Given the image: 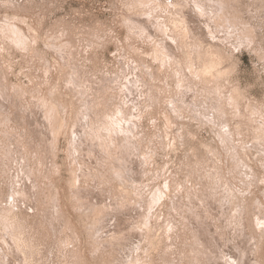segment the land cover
<instances>
[{"label":"rangeland","instance_id":"1","mask_svg":"<svg viewBox=\"0 0 264 264\" xmlns=\"http://www.w3.org/2000/svg\"><path fill=\"white\" fill-rule=\"evenodd\" d=\"M0 30V264H264V0H0Z\"/></svg>","mask_w":264,"mask_h":264},{"label":"bare ground","instance_id":"2","mask_svg":"<svg viewBox=\"0 0 264 264\" xmlns=\"http://www.w3.org/2000/svg\"><path fill=\"white\" fill-rule=\"evenodd\" d=\"M143 1V0H142ZM154 2V1H153ZM199 2V1H198ZM14 3H16V2H14ZM142 3V2H141ZM146 4V3H145ZM167 4V3H166ZM177 4V3H176ZM155 5H157V4H155ZM139 6V5H138ZM152 6V5H151ZM13 7V6H12ZM155 7V6H154ZM159 7V6H158ZM148 8V7H147ZM141 9V8H140ZM146 9V8H145ZM149 9H152V8H150L149 7ZM159 9V8H158ZM201 9V8H200ZM147 10V9H146ZM170 10V9H169ZM180 10V9H179ZM24 11V10H23ZM148 11V10H147ZM151 11V10H150ZM177 11V10H176ZM175 11V12H176ZM190 11V10H189ZM138 12V11H137ZM153 12V11H152ZM156 12L158 13V11L156 10ZM160 12V11H159ZM140 13V12H139ZM146 13V12H145ZM156 13V14H157ZM186 13V12H185ZM128 14H130V13H128ZM136 14V13H135ZM142 14V13H141ZM177 14V13H176ZM137 15V14H136ZM160 15V14H159ZM28 16V15H27ZM130 16V15H129ZM155 16V15H154ZM162 16V15H161ZM4 18V17H3ZM33 18V17H32ZM131 18V17H130ZM2 19V18H1ZM5 19V18H4ZM172 19V18H171ZM190 19V18H189ZM33 20V19H32ZM38 20V19H37ZM126 20H128V19H126ZM134 20V19H133ZM188 20V19H187ZM193 20V19H192ZM158 21V20H157ZM12 22V21H11ZM18 22V21H17ZM34 22V21H33ZM37 22V21H36ZM36 22H34V25H35V23ZM41 22V21H40ZM144 22V21H143ZM190 22V21H189ZM127 23V22H126ZM132 24H133V22H131ZM136 23V22H135ZM165 23V22H164ZM169 23H171V22H169ZM37 24H39V23H37ZM128 24V23H127ZM159 24V23H158ZM185 24V23H184ZM194 24V23H193ZM13 25V24H12ZM17 25V24H16ZM25 25V24H24ZM31 25V24H30ZM135 25V24H134ZM131 26V25H130ZM143 26V25H142ZM146 26V25H145ZM152 26V25H151ZM156 26V25H155ZM188 26V25H187ZM37 27V26H36ZM35 27V28H36ZM181 27V26H180ZM19 28V27H18ZM27 28V27H26ZM39 28H41V27H39ZM49 28H50V26H49ZM134 28V27H133ZM164 28V27H163ZM167 28V27H166ZM165 28V29H166ZM38 29V28H37ZM162 29V28H161ZM35 30V29H34ZM54 30V29H53ZM61 30V29H60ZM1 31V30H0ZM48 31V30H47ZM171 32H172V30H170ZM90 32V31H89ZM92 32H95V31H92ZM134 32V31H133ZM143 32V31H142ZM147 32H148V29H147ZM150 32V31H149ZM29 33V32H28ZM60 33H62V32H60ZM91 33V32H90ZM97 33V32H96ZM156 33V32H155ZM27 34V33H26ZM59 34V33H58ZM74 34V33H73ZM84 34H86V33H84ZM94 34V33H93ZM99 34V33H98ZM97 34V35H98ZM147 34V33H146ZM161 34V33H160ZM48 35V34H47ZM148 35V34H147ZM57 36V35H56ZM68 36V35H67ZM77 36V35H76ZM79 36V35H78ZM139 36H140V34H139ZM18 37V36H17ZM32 37V36H31ZM58 37V36H57ZM56 37V38H57ZM141 37V36H140ZM145 37V36H144ZM152 37H154L153 35H152ZM46 38V37H45ZM156 38V37H155ZM158 38V37H157ZM164 38V37H163ZM171 38V37H170ZM180 38V37H179ZM23 39V38H22ZM77 39V38H76ZM87 39H89V38H87ZM96 39H97V37H96ZM162 39V38H161ZM160 39V40H161ZM30 40V39H29ZM75 40V39H74ZM92 40V39H91ZM90 40V41H91ZM100 39H98V41H99ZM155 40V39H154ZM159 40V39H158ZM58 41H59V39H58ZM95 41V40H94ZM153 41V40H152ZM164 41V40H163ZM48 42V41H47ZM76 42V41H75ZM79 42V41H78ZM174 42H175V40H174ZM29 43V42H28ZM32 43V42H31ZM35 43V42H34ZM81 43V42H80ZM161 43V42H160ZM189 43V42H188ZM58 44V43H57ZM65 44V43H64ZM75 44V43H74ZM82 44V43H81ZM84 44H86V43H84ZM98 44V43H97ZM153 44V43H152ZM163 44V43H162ZM60 45H61V42H60ZM166 45V44H165ZM164 45V46H165ZM46 46H48V45H46ZM75 46V45H74ZM88 46V45H87ZM86 46V47H87ZM154 46V45H153ZM156 46V45H155ZM157 46H159V45H157ZM168 46V45H167ZM180 46V45H179ZM185 46V45H184ZM189 46V45H188ZM93 47H94V45H93ZM131 47V46H130ZM163 47V46H162ZM169 47V46H168ZM56 48V47H55ZM62 48V47H61ZM68 48V47H67ZM155 48V47H154ZM161 48V47H160ZM164 48V47H163ZM178 48V47H177ZM197 49V48H196ZM23 50V49H22ZM56 50V49H55ZM86 50H87V48H86ZM93 50V49H92ZM168 50V49H167ZM179 50V49H178ZM41 51V50H40ZM91 51V50H90ZM161 51V50H160ZM166 51V50H165ZM175 51V50H174ZM183 51V50H182ZM42 52V51H41ZM45 52V51H44ZM162 52V51H161ZM164 52V51H163ZM200 53V52H199ZM1 54V53H0ZM26 54H29V53H26ZM81 54V53H80ZM197 54V53H196ZM24 55V54H23ZM73 55V54H72ZM78 55V54H77ZM158 55V54H157ZM160 55V54H159ZM169 55V54H168ZM201 55H202V53H201ZM25 56V55H24ZM59 56V55H58ZM164 56V55H163ZM179 56H181V55H179ZM194 56V55H193ZM26 57V56H25ZM28 57V56H27ZM31 57V56H30ZM188 57V56H187ZM64 58V57H63ZM77 58V57H76ZM163 58V57H162ZM174 58V57H173ZM196 58V57H195ZM199 58V57H198ZM38 59H39V57H38ZM49 59V58H48ZM61 59V58H60ZM161 59V58H160ZM166 59V58H165ZM185 59V58H184ZM66 60V59H65ZM196 60V59H195ZM202 60V59H201ZM6 61V60H5ZM26 61V60H25ZM34 61V60H33ZM43 60H41V62H42ZM48 61V60H47ZM57 61V60H56ZM175 61V60H174ZM181 61V60H180ZM3 62V61H2ZM2 62H0V63H2ZM59 62V61H58ZM177 62H178V60H177ZM185 62V61H184ZM194 62V61H193ZM208 62V61H207ZM210 62H212V61H210ZM31 63V62H30ZM33 63V62H32ZM31 63V64H32ZM40 64V63H39ZM61 64V63H60ZM75 64V63H74ZM169 64V63H168ZM175 64V63H174ZM191 64V63H190ZM211 65L213 64V63H210ZM209 64V65H210ZM214 64H215V62H214ZM29 65V64H28ZM69 65H71L70 63H69ZM73 65V64H72ZM181 65V64H180ZM185 65H187V64H185ZM195 65V64H194ZM1 66V65H0ZM12 66V65H11ZM47 66H48V64H47ZM63 66H65V65H63ZM82 66V65H81ZM106 66V65H105ZM183 66V65H182ZM203 66V65H202ZM46 67V66H45ZM52 67V66H51ZM71 67V66H70ZM169 67V66H168ZM178 67V66H177ZM181 67V66H180ZM186 67V66H185ZM188 67H189V65H188ZM196 67V66H195ZM213 67V66H212ZM5 68V67H4ZM53 68V67H52ZM63 68V67H62ZM183 68V67H182ZM54 69V68H53ZM92 69V68H91ZM125 69V68H124ZM168 69V68H167ZM171 69V68H170ZM169 69V70H170ZM195 69V68H194ZM68 70V69H67ZM102 70V69H101ZM100 70V71H101ZM211 70V69H210ZM64 71V70H63ZM62 71V72H63ZM76 71V70H75ZM96 71V70H95ZM97 71H98V69H97ZM109 71V70H108ZM70 72V71H69ZM115 72V71H114ZM114 72H113V74H114ZM172 72H173V69H172ZM179 72H181V71H179ZM54 73H55V70H54ZM176 73V72H175ZM196 73H197V71H196ZM117 74H119V73H117ZM125 74V73H124ZM124 74H122V76L124 75ZM190 74V73H189ZM192 74V73H191ZM37 75V74H36ZM65 75V74H64ZM194 75V74H193ZM220 75V74H219ZM5 76V75H4ZM8 76V75H7ZM55 76V75H54ZM173 76V75H172ZM176 76V75H175ZM38 77H40V76H38ZM57 77V76H56ZM68 77V76H67ZM93 77V76H92ZM185 77V76H184ZM192 78V77H191ZM197 78V77H196ZM54 79V78H53ZM57 79V78H56ZM63 79V78H62ZM180 79V78H179ZM185 79H186V77H185ZM190 79V78H189ZM43 80V79H42ZM55 80V79H54ZM89 80V79H88ZM116 80V79H115ZM187 80V79H186ZM194 80V79H193ZM39 81V80H38ZM57 81V80H56ZM55 81V82H56ZM111 81V80H110ZM13 82V81H12ZM52 82V81H51ZM67 82V81H66ZM130 82V81H129ZM201 82V81H200ZM36 83V82H35ZM42 83H43V81H42ZM58 83V82H57ZM95 83V82H94ZM126 83V82H125ZM191 83H192V79H191ZM36 84H38V83H36ZM41 84V83H40ZM53 84H55L54 83V81H53ZM52 84V85H53ZM203 84V83H202ZM23 85V84H22ZM52 85H51V87H52ZM205 85V84H204ZM65 86V85H64ZM88 86V85H87ZM114 86V85H113ZM124 86V85H123ZM207 86V85H206ZM2 87V86H1ZM10 87V86H9ZM12 87V86H11ZM21 87V86H20ZM81 87V86H80ZM106 87V86H105ZM126 87V86H125ZM31 88H33V87H31ZM37 88V87H36ZM54 88V87H53ZM203 88V87H202ZM206 88H208V87H206ZM217 88V87H216ZM9 89V88H8ZM19 89V88H18ZM39 89V88H38ZM94 89V88H93ZM106 89V88H105ZM110 89V88H109ZM30 90V89H29ZM116 90H117V88H116ZM10 91V90H9ZM14 91H15V89H14ZM192 91V90H191ZM13 92V91H12ZM32 92V91H31ZM41 92V91H40ZM71 92V91H70ZM114 92V91H113ZM125 92V91H124ZM130 92V91H129ZM190 92V91H189ZM213 92V91H212ZM14 93V92H13ZM22 93V92H21ZM50 93V92H49ZM88 93V92H87ZM96 93V92H95ZM104 93V92H103ZM118 93V92H117ZM33 94V93H32ZM35 94V93H34ZM73 94V93H72ZM91 94H92V92H91ZM116 94V93H115ZM120 94V93H119ZM124 94V93H123ZM209 94H211V93H209ZM7 95V94H6ZM11 95V94H10ZM23 95V94H22ZM51 95V94H50ZM76 95V94H75ZM104 95H106V94H104ZM122 95V94H121ZM176 95V94H175ZM212 95V94H211ZM224 95V94H223ZM235 95V94H234ZM1 96V95H0ZM15 96V95H14ZM25 96V95H24ZM34 96V95H33ZM38 96V95H37ZM93 96V95H92ZM97 96V95H96ZM108 96V95H107ZM109 96H111L110 94H109ZM108 96V97H109ZM148 96V95H147ZM216 96V95H215ZM229 96V95H228ZM2 97V96H1ZM8 97V96H7ZM19 97V96H18ZM100 97V96H99ZM112 97V96H111ZM122 97V96H121ZM166 97H167V95H166ZM171 97V96H170ZM176 97V96H175ZM52 98V97H51ZM94 98V97H93ZM103 98V97H102ZM115 98V97H114ZM191 98V97H190ZM219 98H222V97H219ZM54 99V98H53ZM59 99V98H58ZM67 99V98H66ZM25 100V99H24ZM34 100V99H33ZM37 100V99H36ZM61 100V99H60ZM119 100V99H118ZM155 100H157V99H155ZM214 100V99H213ZM27 101V100H26ZM32 101V100H31ZM40 101V100H39ZM72 101V100H71ZM109 101V100H108ZM12 102V101H11ZM14 102V101H13ZM37 102V101H36ZM57 102V101H56ZM59 102V101H58ZM62 102V101H61ZM122 102V101H121ZM145 102V101H144ZM164 102V101H163ZM176 102V101H175ZM185 102H187V101H185ZM191 102V101H190ZM70 103V102H69ZM73 103V102H72ZM108 103V102H107ZM34 104V103H33ZM64 104V103H63ZM98 104V103H97ZM100 104V103H99ZM106 104V103H105ZM113 104V103H112ZM117 104V103H116ZM177 104V103H176ZM190 104V103H189ZM32 105V104H31ZM61 105V104H60ZM142 105H144V104H142ZM161 105V104H160ZM172 105V104H171ZM211 105V104H210ZM6 106V105H5ZM11 106V105H10ZM24 106H26V105H24ZM46 106V105H45ZM57 106V105H56ZM105 106H107V105H105ZM145 106V105H144ZM143 106V107H144ZM194 106V105H193ZM30 107V106H29ZM65 107V106H64ZM102 107V106H101ZM113 107V106H112ZM122 107V106H121ZM147 107V106H146ZM14 108V107H13ZM35 108H37L36 106H35ZM42 108V107H41ZM116 108V107H115ZM134 108V107H133ZM150 108V107H149ZM155 108V107H154ZM165 108V107H164ZM181 108V107H180ZM34 109V108H33ZM60 109V108H59ZM69 109V108H68ZM93 109V108H92ZM106 109V108H105ZM118 109V108H117ZM126 109V108H125ZM131 109V108H130ZM144 109V108H143ZM147 109V108H146ZM163 109V108H162ZM187 109V108H186ZM234 109V108H233ZM11 110V109H10ZM62 110V109H61ZM64 110V109H63ZM62 110V111H63ZM99 110V109H98ZM102 110V109H101ZM120 110V109H119ZM1 111V110H0ZM164 111V110H163ZM162 111V112H163ZM181 111V110H180ZM187 111V110H186ZM189 111V110H188ZM234 112H235V110H233ZM34 112V111H33ZM56 112V111H55ZM78 112H79V110H78ZM108 112H109V110H108ZM141 112V111H140ZM164 112H166V111H164ZM174 112V111H173ZM68 113V112H67ZM71 113V112H70ZM93 113V112H92ZM101 113V112H100ZM103 113V112H102ZM105 113V112H104ZM107 113V112H106ZM134 113V112H133ZM157 113V112H156ZM179 114H180V112H178ZM177 113V114H178ZM1 114H2V112H1ZM7 114V113H6ZM19 114V113H18ZM23 114V113H22ZM27 114V113H26ZM74 114H75V112H74ZM113 114V113H112ZM118 114V113H117ZM175 114V113H174ZM173 114V115H174ZM3 115V114H2ZM14 115V114H13ZM35 115V114H34ZM68 115V114H67ZM89 115V114H88ZM124 115V114H123ZM4 116V115H3ZM37 116V115H36ZM100 116H102V115H100ZM124 117V116H123ZM69 118V117H68ZM8 119H9V117H8ZM46 119H47V121H48V118L46 117ZM98 119V118H97ZM113 119V118H112ZM6 120V119H5ZM27 120V119H26ZM37 121V120H36ZM78 121V120H77ZM94 121V120H93ZM117 121V120H116ZM126 121V120H125ZM22 122V121H21ZM49 122V121H48ZM74 122V121H73ZM4 123V122H3ZM38 123H40V122H38ZM47 123V122H46ZM93 123V122H92ZM98 123H99V121H98ZM16 124V123H15ZM26 124V123H25ZM67 124V123H66ZM75 124V123H74ZM90 124V123H89ZM100 124V123H99ZM105 124V123H104ZM115 124V123H114ZM171 124V123H170ZM3 125H5V124H3ZM37 125V124H36ZM68 125V124H67ZM73 125V124H72ZM98 125V124H97ZM156 125V124H155ZM20 126H22V125H20ZM103 127V126H102ZM22 128V127H21ZM68 128V127H67ZM88 128H89V126H88ZM104 128V127H103ZM120 128V127H119ZM174 128V127H173ZM8 129V128H7ZM14 129V128H13ZM37 129V128H36ZM150 129V128H149ZM157 129V128H156ZM5 130H6V128H5ZM25 130V129H24ZM27 130V129H26ZM29 130V129H28ZM83 130V129H82ZM106 130V129H105ZM121 130V129H120ZM128 130V129H127ZM139 130V129H138ZM141 130V129H140ZM145 131V130H144ZM149 132V131H148ZM9 133V132H8ZM53 133V132H52ZM64 133H65V131H64ZM75 133V132H74ZM91 133V132H90ZM122 133V132H121ZM171 133V132H170ZM24 134V133H23ZM51 134V133H50ZM168 134V133H167ZM256 134V133H255ZM27 135V134H26ZM47 135V134H46ZM71 135V134H70ZM110 135V134H109ZM165 135V134H164ZM177 135H178V133H177ZM6 136V135H5ZM108 136V135H107ZM161 136H162V134H161ZM236 136V135H235ZM20 137V136H19ZM49 137V136H48ZM55 137V136H54ZM53 137V138H54ZM98 137V136H97ZM96 137V138H97ZM117 137V136H116ZM122 137V136H121ZM148 137V136H147ZM259 137V136H258ZM26 138V137H25ZM51 138V137H50ZM58 138V137H57ZM77 138V137H76ZM142 138V137H141ZM151 138V137H150ZM159 138V137H158ZM238 138V137H237ZM20 139V138H19ZM23 139V138H22ZM55 139V138H54ZM75 139V138H74ZM154 139H155V137H154ZM163 139V138H162ZM70 140H71V138H70ZM112 140V139H111ZM142 140V139H141ZM161 140V139H160ZM54 141V140H53ZM104 141V140H103ZM223 141H224V139H223ZM11 142V141H10ZM19 142V141H18ZM47 142V141H46ZM52 142V141H51ZM149 142V141H148ZM156 142V141H155ZM20 143H22V142H20ZM25 143V142H24ZM56 143V142H55ZM72 143V142H71ZM23 144V143H22ZM48 144V143H47ZM75 144V143H74ZM221 144H222V142H221ZM239 144V143H238ZM12 145V144H11ZM49 145H51V144H49ZM259 145H260V143H259ZM75 146H77V145H75ZM235 146V145H234ZM233 146V147H234ZM48 147V146H47ZM70 147V146H69ZM18 148V147H17ZM69 149V148H68ZM52 150V149H51ZM1 151V150H0ZM72 151V150H71ZM262 151V150H261ZM4 152V151H3ZM9 152V151H8ZM28 151H26V153H27ZM132 152V151H131ZM71 153V152H70ZM89 153V152H88ZM93 153V152H92ZM91 153V154H92ZM141 153V152H140ZM13 154V153H12ZM19 154V153H18ZM210 154V153H209ZM4 155V154H3ZM236 155V154H235ZM234 155V156H235ZM18 156V155H17ZM26 156V155H25ZM73 156V155H72ZM75 156V155H74ZM83 156V155H82ZM207 156V155H206ZM227 156V155H226ZM27 157V156H26ZM205 157V156H204ZM212 157V156H211ZM119 158V157H118ZM142 158V157H141ZM150 158V157H149ZM208 158V157H207ZM25 159V158H24ZM81 159V158H80ZM235 159V158H234ZM107 160V159H106ZM112 160V159H111ZM198 160V159H197ZM207 160V159H206ZM72 161V160H71ZM149 161V160H148ZM200 161V160H199ZM101 162V161H100ZM71 163V162H70ZM196 164V163H195ZM198 164V163H197ZM89 166V165H88ZM103 166V165H102ZM106 166V165H105ZM187 166V165H186ZM81 167V166H80ZM97 167V166H96ZM100 167V166H99ZM111 167V166H110ZM105 168V167H104ZM115 168V167H114ZM200 168V167H199ZM198 168V169H199ZM100 169V168H99ZM102 170H103V168H101ZM110 169V168H109ZM203 169V168H202ZM251 169V168H250ZM113 170V169H112ZM151 170V169H150ZM187 170V169H186ZM114 171H115V169H114ZM149 171V170H148ZM191 171V170H190ZM153 172V171H152ZM196 172V171H195ZM211 172V171H210ZM110 173V172H109ZM115 173V172H114ZM114 173H113V175H114ZM118 173V172H117ZM212 174V173H211ZM91 176V175H90ZM102 176V175H101ZM199 176V175H198ZM78 177V176H77ZM87 177V176H86ZM104 177V176H103ZM109 177V176H108ZM114 177V176H113ZM150 177V176H149ZM209 177V176H208ZM105 178V177H104ZM115 178V177H114ZM79 179V178H78ZM102 179V178H101ZM262 179V178H261ZM21 180V179H20ZM107 180V179H106ZM127 180V179H126ZM207 180V179H206ZM110 181V180H109ZM111 182V181H110ZM110 182H109V184H110ZM113 182V181H112ZM111 182V183H112ZM128 182V181H127ZM105 183V182H104ZM119 184V183H118ZM136 184V183H135ZM107 185V184H106ZM112 185V184H111ZM66 186V185H65ZM87 186V185H86ZM211 186V185H210ZM76 187V186H75ZM89 187V186H88ZM103 187V186H102ZM135 187V186H134ZM138 187V186H137ZM99 188V187H98ZM104 188V187H103ZM105 189V188H104ZM113 189V188H112ZM130 189V188H129ZM74 190V189H73ZM132 190V189H131ZM98 191V190H97ZM109 191V190H108ZM124 191V190H123ZM159 191V190H158ZM71 192H72V190H71ZM116 192H118L117 190H116ZM139 193V192H138ZM158 193V192H157ZM164 193V192H163ZM11 194V193H10ZM72 194V193H71ZM75 194V193H74ZM126 194V193H125ZM238 194V193H237ZM62 195V194H61ZM117 195V194H116ZM119 195V194H118ZM203 195V194H202ZM54 196V195H53ZM63 196H65V195H63ZM71 196V195H70ZM143 196V195H142ZM158 196V195H157ZM160 196V195H159ZM75 197H77L76 195H75ZM79 197V196H78ZM137 197V196H136ZM155 197V196H154ZM60 198V197H59ZM72 198V197H71ZM143 198V197H142ZM153 198V197H152ZM7 199V198H6ZM26 199V198H25ZM51 199H53L52 198V196H51ZM56 199V198H55ZM76 199V198H75ZM140 199V198H139ZM138 199V200H139ZM29 201H30V199H28ZM69 200V199H68ZM71 200V199H70ZM73 200V199H72ZM81 200V199H80ZM95 200V199H94ZM3 201V200H2ZM78 201V200H77ZM114 201V200H113ZM152 201H154V200H152ZM124 202H125V200H124ZM1 203V202H0ZM119 203H121V202H119ZM209 203V202H208ZM33 204V203H32ZM53 204V203H52ZM75 204H76V202H75ZM202 204V203H201ZM1 205V204H0ZM63 205V204H62ZM68 205V204H67ZM72 205V204H71ZM77 205H79V204H77ZM8 206V205H7ZM61 206V205H60ZM65 206V205H64ZM70 206V205H69ZM205 206V205H204ZM12 207V206H11ZM43 207V206H42ZM84 207H86V206H84ZM122 207V206H121ZM58 208V207H57ZM71 208V207H70ZM149 208V207H148ZM79 209V208H78ZM106 209V208H105ZM250 209V208H249ZM262 209V208H261ZM80 210V209H79ZM84 210V209H83ZM89 210V209H88ZM92 210V209H91ZM100 210V209H99ZM116 210V209H115ZM179 210V209H178ZM253 210V209H252ZM257 210V209H256ZM263 210V209H262ZM3 211V210H2ZM65 211H67V210H65ZM78 211V210H77ZM94 211V210H93ZM97 211V210H96ZM112 211V210H111ZM145 211V210H144ZM181 211V210H180ZM250 211V210H249ZM72 212V211H71ZM91 212V211H90ZM100 212V211H99ZM143 212V211H142ZM75 213V212H74ZM101 213V212H100ZM145 213V212H144ZM184 213V212H183ZM253 213V212H252ZM256 213V212H255ZM73 214V213H72ZM84 214V213H83ZM91 214V213H90ZM155 214V213H154ZM264 214V213H263ZM74 215V214H73ZM100 215V214H99ZM104 215V214H103ZM144 215V214H143ZM142 215V216H143ZM187 215V214H186ZM1 216H2V214H1ZM42 216V215H41ZM225 216V215H224ZM259 216H261V215H259ZM65 217V216H64ZM231 217V216H230ZM252 217H254V216H252ZM43 218V217H42ZM67 218H68V216H67ZM96 218H97V216H96ZM139 218V217H138ZM142 218V217H141ZM156 218V217H155ZM247 218V217H246ZM259 218V217H258ZM94 219V218H93ZM146 219V218H145ZM232 219V218H231ZM250 219V218H249ZM69 220V219H68ZM72 220V219H71ZM74 220V219H73ZM100 220V219H99ZM139 220V219H138ZM149 220V219H148ZM185 220V219H184ZM263 220V219H262ZM151 221V220H150ZM238 221H239V219H238ZM75 222H77V221H75ZM95 222V221H94ZM103 222V221H102ZM188 222V221H187ZM191 222V221H190ZM70 223V222H69ZM240 223V222H239ZM248 223V222H247ZM250 223H251V221H250ZM67 224H68V222H67ZM74 224V223H73ZM78 224V223H77ZM97 224V223H96ZM103 224V223H102ZM148 224V223H147ZM253 224H255V223H253ZM252 224V225H253ZM98 225V224H97ZM252 225H251V227H252ZM78 226H80V224L78 225ZM83 226V225H82ZM87 226V225H86ZM86 226H84V228H86ZM159 226V225H158ZM92 227V226H91ZM149 227V226H148ZM222 227V226H221ZM250 227V226H249ZM254 227V226H253ZM257 227V226H256ZM262 227V226H261ZM92 228H94V227H92ZM97 228V227H96ZM145 228V227H144ZM147 228V227H146ZM258 228V227H257ZM264 228V227H263ZM131 229V228H130ZM142 229V228H141ZM253 229V228H252ZM256 229V228H255ZM86 230H87V228H86ZM251 230V229H250ZM70 231V230H69ZM92 231H94V230H92ZM156 231V230H155ZM262 231V230H261ZM260 231V232H261ZM103 232V231H102ZM112 232H114V231H112ZM152 232V231H151ZM236 232V231H235ZM88 233V232H87ZM73 234V233H72ZM94 234V233H93ZM112 234V233H111ZM156 234V233H155ZM159 234V233H158ZM157 234V235H158ZM8 235V234H7ZM60 235V234H59ZM74 235V234H73ZM95 235V234H94ZM96 235H97V233H96ZM102 235V234H101ZM90 236V235H89ZM109 236V235H108ZM115 236V235H114ZM79 237H81V236H79ZM97 237V236H96ZM104 237V236H103ZM92 238V237H91ZM100 238V237H99ZM102 238V237H101ZM19 239V238H18ZM93 239V238H92ZM94 239H95V237H94ZM7 240V239H6ZM56 240V239H55ZM84 240H87V239H84ZM96 240V239H95ZM111 240V239H110ZM109 240V241H110ZM118 240V239H117ZM105 241V240H104ZM150 242V241H149ZM8 243V242H7ZM99 243V242H98ZM82 244V243H81ZM84 244H86V243H84ZM119 244H122V243H119ZM144 244V243H143ZM68 245V244H67ZM89 245V244H88ZM81 246V245H80ZM91 246H92V244H91ZM56 247V246H55ZM63 247V246H62ZM113 247V246H112ZM111 246H110V248H112ZM123 247V246H122ZM133 247V246H132ZM14 248V247H13ZM52 248V247H51ZM50 248V249H51ZM73 248H74V246H73ZM72 248V249H73ZM81 248V247H80ZM90 248V247H89ZM105 248V247H104ZM45 249V248H44ZM92 249H94V248H92ZM102 249V248H101ZM113 249V248H112ZM132 249V248H131ZM9 250V249H8ZM74 250V249H73ZM106 250V249H105ZM140 250V249H139ZM143 250V249H142ZM134 251V250H133ZM51 252V251H50ZM81 252H82V250H81ZM139 252V251H138ZM93 253V252H92ZM111 254V253H110ZM137 255H138V253H136ZM76 255V254H75ZM101 255V254H100ZM108 255V254H107ZM125 255V254H124ZM215 255V254H214ZM220 255V254H219ZM86 256H88V255H86ZM108 256H110V255H108ZM127 256H128V254H127ZM126 256V257H127ZM130 256V255H129ZM135 256V255H134ZM140 256V255H139ZM78 257H79V255H78ZM101 257H104V256H101ZM115 257V256H114ZM113 257V258H114ZM125 257V259H127ZM133 257V256H132ZM80 258V257H79ZM119 258V257H118ZM134 258V257H133ZM142 258H143V256H142ZM145 258V257H144ZM81 259V258H80ZM90 259V258H89ZM97 259V258H96ZM95 259V260H96ZM102 259V258H101ZM109 259V258H108ZM217 259V258H216ZM68 260V259H67ZM78 260V259H77ZM99 260V259H98ZM105 260V259H104ZM112 260V259H111ZM116 260V259H115ZM118 260V259H117ZM137 260V259H136ZM81 261V260H80ZM79 261V262H80ZM84 261H86V260H84ZM103 261V260H102ZM114 261V260H113ZM128 261V260H127ZM133 261V260H132ZM72 262V261H71ZM82 262V261H81ZM116 262V261H115ZM124 262V261H123ZM99 263V262H98ZM84 264V263H83ZM88 264V263H87ZM90 264V263H89ZM104 264V263H103ZM106 264V263H105ZM120 264H122V263H120ZM136 264V263H135ZM154 264V263H153Z\"/></svg>","mask_w":264,"mask_h":264}]
</instances>
